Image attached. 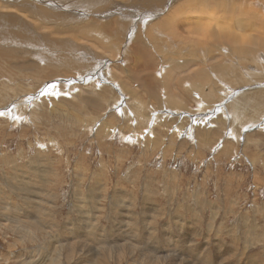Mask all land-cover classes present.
<instances>
[{"label":"rangeland","instance_id":"1","mask_svg":"<svg viewBox=\"0 0 264 264\" xmlns=\"http://www.w3.org/2000/svg\"><path fill=\"white\" fill-rule=\"evenodd\" d=\"M196 1L0 0V264H264V0H205L219 48L170 29Z\"/></svg>","mask_w":264,"mask_h":264},{"label":"bare ground","instance_id":"2","mask_svg":"<svg viewBox=\"0 0 264 264\" xmlns=\"http://www.w3.org/2000/svg\"><path fill=\"white\" fill-rule=\"evenodd\" d=\"M107 1V0H106ZM176 1H178V0H136V2H137V4L140 6V7H142V8H145V9H147V10H150L151 11V14H154L155 15V13L156 12H158V11H160V10H163V9H165V8H167V7H171L172 6V8L171 9H169V10H167V12L165 13V14H167L168 15V18H171V17H173L174 16V12L175 11H179L178 9L180 8L179 6H178V8H177V6H176ZM195 1V0H194ZM9 2V1H8ZM187 2V1H186ZM185 2V3H186ZM191 2H193V1H191ZM189 3V2H188ZM200 3L201 4H205L204 6H201V8H200V10L199 9H195L194 7H196V6H199L200 5ZM103 4H106L104 1H103ZM134 4V3H133ZM7 5V4H6ZM108 5H109V3H108ZM182 5V4H181ZM190 5V3L188 4V8L189 7H191L192 6V8L190 9V10H188L187 11V13L184 15V17H183V19L181 20V22H182V24H183V26L182 27H179V22L176 20V21H173L172 23H171V30H173L174 29V27H176L177 29L178 28H182V31H179L180 33H187V35H189L188 37L186 36V35H184V36H186L187 37V39H188V42H190L191 44L193 43V44H195L194 42L195 41H192L191 39H193V37L194 38H197V37H199V36H202V35H210V36H212V38L214 39V41H216V42H219V41H223L225 38V35H226V33L228 32L229 33V35H231V34H233V31H234V28L232 29V26H233V23L232 24H230L229 22H227L226 20H222L223 19V16H222V14H221V16L220 17H218L217 18V16H219V13L217 14L216 12H220L221 10L218 8V9H215V10H211V9H213L215 6H217L218 7V5L217 4H211V3H208V2H206L205 0H199V3H197V1H196V4H191V6H189ZM207 6V7H206ZM55 7H58V4H57V1H56V3H55ZM112 7V6H111ZM115 7V6H114ZM184 7H187V5H185ZM260 7V6H259ZM7 6H5V5H2V4H0V36H3V37H0V40H1V43L3 42V45H5V44H8V42H15V44H19L20 45V41L19 40H15V38H14V40L12 39V33L13 32H17V33H19L20 31H28V26H27V24L21 19V18H19V17H14L13 16V14L12 13H10L9 11H7ZM182 8H183V6H182ZM262 8V7H261ZM13 9V8H12ZM261 10V9H260ZM3 11H5L7 14H4L3 13ZM40 11H42V12H45L46 11V8H42ZM116 12H120L119 10H117ZM260 12V11H259ZM233 15V14H232ZM145 16H143V18H144ZM236 18V17H235ZM235 21V20H234ZM237 21V20H236ZM245 19L244 18H241V20L239 21V22H241V23H243V25L242 26H238V27H240V28H242L243 26H244V24H245ZM232 25V26H231ZM128 26V25H127ZM127 26H126V28H125V30L127 29ZM239 29V28H238ZM32 30H34V28H32ZM241 30V29H240ZM172 32V31H171ZM175 32V31H174ZM173 33V32H172ZM237 32H235V34H236ZM31 35H33V36H30L29 35V38L30 39H26V40H29V41H31V42H36V43H40V42H38L37 41V39L38 38H35V34H33V33H30ZM228 35V36H229ZM237 35V34H236ZM235 35V36H236ZM250 35V34H249ZM249 35H248V37H249ZM227 36V35H226ZM227 36V37H228ZM245 36V35H244ZM258 36V35H257ZM237 37H239V36H237ZM248 37H246V38H248ZM259 37V36H258ZM40 39V38H39ZM241 39H242V36H241ZM253 40L255 39V38H252ZM25 40V43L29 46L30 44H31V42H28V41H26ZM44 40V39H43ZM40 41H42V40H40ZM182 41V40H181ZM184 41V40H183ZM242 41H244L243 39H242ZM248 41H249V38H248ZM255 41V40H254ZM43 42V45H46L47 44V42L46 41H42ZM239 42V40L237 39L236 41H235V43H238ZM250 42V41H249ZM0 43V44H1ZM5 43V44H4ZM220 43V42H219ZM241 43H244L243 45H245V42H241ZM42 44V43H41ZM70 44V43H69ZM68 43H66V46L68 47V49H70V48H72L73 46L70 44L69 45ZM142 44V43H141ZM140 44V46L142 47V45ZM255 45H260L259 43H257V41H256V43H254ZM19 45H15V47H18ZM23 45V44H22ZM21 45V47H20V49L19 50H21V49H23V48H25L26 46H22ZM54 45V44H53ZM138 45V44H137ZM240 45V44H239ZM251 45V44H250ZM254 45V46H255ZM1 46H2V44H1ZM6 46V45H5ZM64 46V45H63ZM139 46V45H138ZM219 46H222V47H224L223 46V44H218V48H219ZM252 46V45H251ZM14 47V48H15ZM253 47V46H252ZM256 47V46H255ZM13 49V48H12ZM73 49V48H72ZM140 49V48H139ZM142 49H143V47L141 48V50H139V51H137L136 52V55H137V53L138 52H141L142 51ZM212 49V48H211ZM257 50V49H256ZM21 51H24V50H21ZM70 51V50H69ZM49 52H51V50L49 49ZM63 52V51H62ZM67 53V54H65V56H63V61L67 58V59H69L70 61H72V62H78V61H80L81 62V58L79 57V58H76L75 56L74 57H72L71 55H68V54H74V53H72L71 51V53H68L66 50H64V53ZM257 52V51H256ZM53 53H55V51H53ZM19 54H21V52L19 53ZM76 54V56H79L80 54H81V51L79 50V52H76L75 53ZM256 54V53H255ZM85 55V54H84ZM88 55V54H87ZM96 55V54H95ZM201 55H203V54H201ZM138 56V55H137ZM204 56H202V58H203ZM206 57V56H205ZM211 57V56H210ZM87 58V57H86ZM93 58V57H92ZM95 58V57H94ZM257 58V57H256ZM59 59V58H58ZM57 59V60H58ZM85 59V58H84ZM88 59V58H87ZM200 59H201V57H200ZM204 59V58H203ZM263 59H264V57H263ZM263 59H262V61H263ZM86 60V59H85ZM137 60V59H136ZM189 60V59H188ZM198 60H199V58H198ZM94 61V60H93ZM138 61H140L139 60V58H138ZM191 61V60H190ZM58 62V61H57ZM67 62V61H66ZM83 62V61H82ZM86 62V61H85ZM264 62V61H263ZM142 63V62H141ZM185 64H187L188 65V63L186 62H184L182 65H181V63H179V64H176L177 66H176V68L175 69H177V70H179L180 71V67H182L183 68V66L185 65ZM71 65L72 66H74V68L75 69H77V70H79V69H84V66L83 65H78V64H74V63H71V64H69L68 66L69 67H71ZM187 65H185L186 67H187ZM64 66H66V65H64ZM174 66V65H173ZM186 67H184V68H186ZM154 71V70H153ZM152 71V72H153ZM112 74V73H111ZM165 76V75H164ZM200 76V75H199ZM200 77H202V78H208V75H206L205 77H204V74H203V76H200ZM167 79V78H166ZM114 81V80H113ZM152 88V87H151ZM153 89H154V87H153ZM43 93V92H42ZM210 94V93H209ZM101 102V101H100ZM258 104V103H257ZM231 105V104H230ZM253 105L255 106V104L253 103ZM10 106V105H9ZM252 108V107H251ZM259 108V107H258ZM260 112V111H259ZM239 115H240V113H239ZM256 115H258V114H256ZM85 116V115H84ZM241 117V116H240ZM254 118H255V116H253ZM258 117V116H257ZM152 134V133H151ZM144 142V141H143ZM157 146V145H156ZM41 172V171H40ZM42 178V177H41ZM45 178V177H44ZM41 180V182H43L42 181V179H40ZM45 180V179H44ZM39 181V180H38ZM41 182H39V183H41ZM37 184V183H36ZM42 184V183H41ZM45 184H43V186H44ZM33 186V185H32ZM34 187H35V185H34ZM23 188V187H22ZM31 188V187H30ZM39 190H41L40 188H38ZM26 191V190H25ZM39 191H37V193H38ZM44 193V192H43ZM39 194V193H38ZM41 195V194H40ZM36 201V200H35ZM84 204V203H83ZM85 205V204H84ZM30 206V205H29ZM39 206H40V204L38 203V202H33V207H31L30 206V208H28L29 209V211L33 214V218H36V219H39L40 221H41V218H40V216L41 217H43L44 218V216H45V213H43V216H42V214H40V216H39V212H41L42 210L41 209H39ZM44 207H45V205H42V209H43V211H44ZM10 209V208H9ZM7 211V210H6ZM25 211V210H24ZM36 214H37V216H36ZM29 215V214H28ZM35 215V216H34ZM90 219L92 220V218L90 217ZM29 221V220H28ZM33 222V221H32ZM34 223V222H33ZM184 223V222H183ZM35 224V223H34ZM33 226V225H32ZM74 228V227H73ZM91 228H94V227H91ZM103 231V230H102ZM255 231V230H254ZM78 232V231H77ZM80 234V233H79ZM99 234V233H98ZM74 235V234H73ZM75 235H76V233H75ZM81 235V234H80ZM83 235H86V236H89L88 238H90V239H93L92 237H94V236H96V234H95V232H93V231H86L85 232V234L83 233ZM109 235V234H108ZM85 236V237H86ZM82 237V236H81ZM183 237H185V236H183ZM96 238H97V236H96ZM139 238V237H138ZM187 239V238H186ZM88 240V239H87ZM90 241H92V240H90ZM94 243H95V241H94ZM187 243V242H186ZM111 244V243H110ZM73 245V244H72ZM114 245H116V244H114ZM71 246V245H70ZM69 247V246H68ZM133 247V246H132ZM131 247V248H132ZM75 248V247H74ZM85 248V247H84ZM92 249V248H91ZM90 249V250H91ZM97 249V248H96ZM112 249H110V248H108L106 251H111ZM84 251V250H83ZM95 251H97V250H95ZM113 251V250H112ZM111 251V252H112ZM69 252V251H68ZM91 252V251H90ZM93 252V251H92ZM96 253V252H95ZM207 254V253H206ZM77 255V254H76ZM224 255V254H223ZM105 256L108 258V255H107V253H105ZM113 256H115L114 255V253L113 254H111L110 253V257L112 258ZM208 256V255H207ZM206 256V263L207 264H210L211 263V258H209V257H207ZM91 257H92V254H91ZM100 257V259H102L103 260V262H105V260L103 259V255H100L99 256ZM226 257V256H225ZM90 258V257H89ZM215 258V257H214ZM169 259V258H168ZM90 260V259H89ZM92 261V260H91ZM101 260H98V262H100ZM162 261V260H161ZM214 261V260H213ZM94 263V262H93ZM254 263V262H253ZM178 264V263H177Z\"/></svg>","mask_w":264,"mask_h":264}]
</instances>
